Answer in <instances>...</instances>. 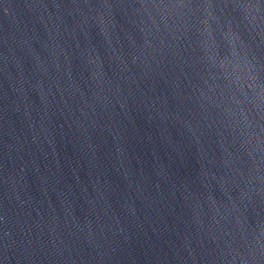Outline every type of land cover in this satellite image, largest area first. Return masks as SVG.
Instances as JSON below:
<instances>
[{
    "label": "water",
    "instance_id": "water-1",
    "mask_svg": "<svg viewBox=\"0 0 264 264\" xmlns=\"http://www.w3.org/2000/svg\"><path fill=\"white\" fill-rule=\"evenodd\" d=\"M0 264H264V0H0Z\"/></svg>",
    "mask_w": 264,
    "mask_h": 264
}]
</instances>
